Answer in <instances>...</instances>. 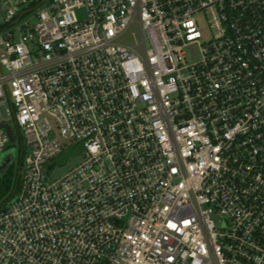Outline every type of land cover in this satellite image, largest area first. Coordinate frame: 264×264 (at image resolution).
Wrapping results in <instances>:
<instances>
[{
    "label": "built area",
    "instance_id": "1",
    "mask_svg": "<svg viewBox=\"0 0 264 264\" xmlns=\"http://www.w3.org/2000/svg\"><path fill=\"white\" fill-rule=\"evenodd\" d=\"M17 135L0 264H264V0H0Z\"/></svg>",
    "mask_w": 264,
    "mask_h": 264
},
{
    "label": "rangeland",
    "instance_id": "2",
    "mask_svg": "<svg viewBox=\"0 0 264 264\" xmlns=\"http://www.w3.org/2000/svg\"><path fill=\"white\" fill-rule=\"evenodd\" d=\"M207 37L208 35L205 34ZM121 41L125 43H133L134 38L132 36V31L126 33L124 36L120 38ZM189 58L190 59H196L199 56V48L198 45H190L187 48ZM50 121L53 126V133L55 136L59 137L62 146H63V153L60 154L54 161L51 168H49L48 172V178L49 179H57L60 178L62 175H64L66 172L74 168L77 164H79L83 158H84V147L82 143H78L77 140L74 139H66L61 136L59 132V128L57 125V122L50 118ZM11 150L15 151V159L13 162V165L10 167L12 171V184L13 186L16 184L17 181V175H18V169L21 163V143L20 138L17 135V141L12 144ZM3 155V153L0 152V157ZM13 190V189H12ZM11 190V191H12ZM10 191V192H11ZM5 193L4 195L0 196V199H3L4 196H7L9 193Z\"/></svg>",
    "mask_w": 264,
    "mask_h": 264
},
{
    "label": "water",
    "instance_id": "3",
    "mask_svg": "<svg viewBox=\"0 0 264 264\" xmlns=\"http://www.w3.org/2000/svg\"><path fill=\"white\" fill-rule=\"evenodd\" d=\"M5 128L8 131L11 141H13L14 137L10 125H6ZM13 158H14V150H10L0 157V176L2 175L3 171H5L8 168L9 163L12 162Z\"/></svg>",
    "mask_w": 264,
    "mask_h": 264
},
{
    "label": "trees",
    "instance_id": "4",
    "mask_svg": "<svg viewBox=\"0 0 264 264\" xmlns=\"http://www.w3.org/2000/svg\"><path fill=\"white\" fill-rule=\"evenodd\" d=\"M9 169L2 175L0 176V196L4 195L8 191L10 192L14 186L12 184V171Z\"/></svg>",
    "mask_w": 264,
    "mask_h": 264
}]
</instances>
